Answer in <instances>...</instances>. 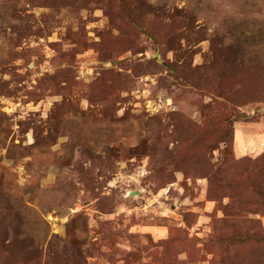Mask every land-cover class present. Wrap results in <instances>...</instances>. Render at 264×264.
<instances>
[{
  "label": "rangeland",
  "instance_id": "1",
  "mask_svg": "<svg viewBox=\"0 0 264 264\" xmlns=\"http://www.w3.org/2000/svg\"><path fill=\"white\" fill-rule=\"evenodd\" d=\"M0 264H264V0H0Z\"/></svg>",
  "mask_w": 264,
  "mask_h": 264
}]
</instances>
